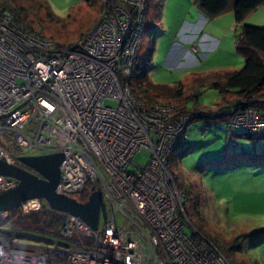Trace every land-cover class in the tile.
<instances>
[{
    "label": "built area",
    "instance_id": "obj_1",
    "mask_svg": "<svg viewBox=\"0 0 264 264\" xmlns=\"http://www.w3.org/2000/svg\"><path fill=\"white\" fill-rule=\"evenodd\" d=\"M145 4L100 0L96 18L68 48L26 32L0 8V115L6 113L0 133L11 132L18 149L12 154L0 144V159L25 167L20 157L61 153L55 191L73 197L91 183L110 208V218L92 228L52 210L45 199L23 202L14 209L21 214H64L59 236L44 245L19 237L13 224L0 225V264H229L209 240L185 230L182 197L168 168L197 113H180L171 102L144 105L131 93ZM219 116L216 111L212 119L248 135L264 127V110L256 107ZM142 148L150 152L145 166L133 161ZM17 183L0 175V191Z\"/></svg>",
    "mask_w": 264,
    "mask_h": 264
},
{
    "label": "rangeland",
    "instance_id": "obj_2",
    "mask_svg": "<svg viewBox=\"0 0 264 264\" xmlns=\"http://www.w3.org/2000/svg\"><path fill=\"white\" fill-rule=\"evenodd\" d=\"M235 1L228 0L225 12L208 17L199 8L198 0H146L132 85L137 79L144 87L146 83L161 86L181 83L184 97H188L187 108H192L195 102L208 107L219 102L224 93L207 86L204 80L196 87V78L241 69L244 58L235 48L241 25L264 27V4L239 24L233 10ZM19 2L27 5L32 0ZM39 2H42L38 16L43 19L41 32L60 48L72 45L89 28L100 8V0ZM105 105L112 104L105 102ZM227 129L222 121L207 124L194 120L169 154L168 168L182 197L181 218L189 234L193 229L213 242L229 264H264V151L261 152L264 142L255 144V139L243 136L245 132L238 129L235 131L243 134L232 145L235 140L229 138ZM12 138L11 132L0 133V144L14 154L18 149ZM226 142L230 144L229 155L222 160ZM256 154L263 158L261 164L253 162L248 168L246 162L254 161L252 155L259 158ZM149 156V149L142 148L133 161L145 166ZM212 160L216 161L211 163ZM253 170L257 174H246ZM93 188L91 183L86 185L87 191ZM108 218L110 208L102 202L99 221ZM116 220L125 222L121 217ZM17 235L44 245L55 240L42 234L33 237L40 236L46 242L24 238L30 234L20 227Z\"/></svg>",
    "mask_w": 264,
    "mask_h": 264
},
{
    "label": "trees",
    "instance_id": "obj_3",
    "mask_svg": "<svg viewBox=\"0 0 264 264\" xmlns=\"http://www.w3.org/2000/svg\"><path fill=\"white\" fill-rule=\"evenodd\" d=\"M39 1L40 0H32V2H28L27 5H22L19 0H0V8L8 9L12 12L18 27L35 36L44 37L41 32V23L43 19L41 16L38 17L40 15L39 10L42 7V2ZM198 4L201 11L208 17H214L225 12L229 5L228 0H198ZM262 4H264V0H236L233 5L236 22L240 24L250 12L254 11ZM122 6L131 12L132 15L135 14L132 10V6L126 4H122ZM70 46L71 45L66 48ZM235 48L244 58V66L241 69L207 74L202 79L196 78V87L201 85V81L204 80L207 86L220 89L221 93H234L237 97L236 100L231 103V106H227L226 98H222L212 107L200 106L195 102L193 107L188 109L186 106L188 97H184V87L181 83L175 86H161L146 83V87H144L141 80L137 79L133 86L131 82L133 76L131 75L129 78V85L132 96L144 105L164 102V100H174L177 102L174 105L178 108L180 113L196 112L197 116L194 120L202 121H217V119H212V115L216 111L220 112L219 117L221 119H226L247 107H256L264 110V27L241 25V30L235 39ZM141 93H144V95L141 96ZM161 99L164 100L162 101ZM246 135L248 134L246 133ZM93 190L94 188L87 191L85 186L81 193L73 197L80 202H84L89 193ZM64 219V214H58L47 210L35 211L25 215L20 214L17 210H10L6 220L0 218V225L6 223L17 225L22 231L30 234L24 235V238L46 242L44 238L40 236L33 237V235L42 234L43 236L57 238L59 236V227ZM190 233L194 239H201L199 236L201 234L199 232L197 234L192 230ZM72 240L77 243H91L90 239H77L73 237ZM211 243L213 244V242Z\"/></svg>",
    "mask_w": 264,
    "mask_h": 264
},
{
    "label": "water",
    "instance_id": "obj_4",
    "mask_svg": "<svg viewBox=\"0 0 264 264\" xmlns=\"http://www.w3.org/2000/svg\"><path fill=\"white\" fill-rule=\"evenodd\" d=\"M5 115H0V118ZM19 159L25 167L0 159V175L18 180L15 187L0 191V212L17 209L29 199L42 198L52 210L77 216L90 227H97L102 206L99 190L91 191L84 202L55 191L60 177L59 165L63 159L61 153L23 156Z\"/></svg>",
    "mask_w": 264,
    "mask_h": 264
},
{
    "label": "crops",
    "instance_id": "obj_5",
    "mask_svg": "<svg viewBox=\"0 0 264 264\" xmlns=\"http://www.w3.org/2000/svg\"><path fill=\"white\" fill-rule=\"evenodd\" d=\"M263 5V4H262ZM261 6V5H260ZM236 95L234 94V93H225L224 95H223V97L222 98H226V100H227V106H231V103H233L235 100H236ZM188 109H190V108H188ZM210 122H213V121H210ZM207 124H208V122H207ZM206 126V125H205ZM226 128H228L227 130H229V138H233V140H235V141H232V145H234V143L235 142H237L236 140H238V137L237 136H241L242 134H238V132H236L235 130H238V129H240V128H229V127H227L226 126ZM242 131H244L243 129H241ZM245 132V131H244ZM243 136H247V137H249L250 135H246V133H244L243 134ZM250 137H252L253 139H255V144L258 142V143H263L264 142V127H262V128H260L259 129V131L256 133V134H254L253 136H250ZM239 141V140H238ZM230 147V144L229 143H227L226 142V144H225V146H224V152H223V155L221 156V159L222 160H224L225 158H226V156H227V154L229 155V153H227V149ZM233 149H235V146H233ZM235 150H237V149H235ZM264 151V147H263V149L261 150V152H263ZM235 154V156L236 157H240V155L239 154H237V153H234ZM237 154V155H236ZM257 156H259V158H255L254 156L255 155H252L251 156V158H254V161H247L246 162V166L248 167V168H251L252 167V164H253V162H256L255 163V165L256 164H261V162L260 161H262L263 160V158L261 157V155H259V154H256ZM261 157V158H260ZM216 160H212V161H210L211 163H213V162H215ZM221 162V161H220ZM234 170H237V167H235L234 168ZM246 174H248V175H254V174H257L256 173V170H253L252 172H247Z\"/></svg>",
    "mask_w": 264,
    "mask_h": 264
}]
</instances>
